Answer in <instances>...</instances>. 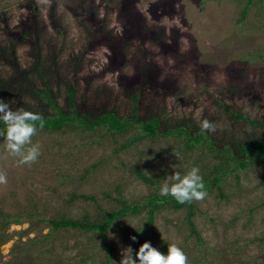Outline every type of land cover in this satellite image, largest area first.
Listing matches in <instances>:
<instances>
[{"label": "rangeland", "instance_id": "374dc122", "mask_svg": "<svg viewBox=\"0 0 264 264\" xmlns=\"http://www.w3.org/2000/svg\"><path fill=\"white\" fill-rule=\"evenodd\" d=\"M247 2L0 0V53L5 48L11 63L27 70L39 56L40 71L65 110L71 109L68 87L74 85L80 114L114 110L122 117L136 113V121L158 116L162 130L199 128L197 120L208 119L217 130L207 134L222 146L264 137V126L224 110L264 123V0H251L243 14ZM29 76L44 87V78L34 70ZM16 77L10 62L0 58V80L14 83L5 100L14 110H53L43 99L21 95ZM140 128L137 123L125 131L43 128L32 138L42 154L31 166L18 165L1 138L0 171L8 183L0 184V208L17 212L16 202L21 209L36 208L39 217L94 221L123 201L142 203L156 190L138 177L137 168L161 176L160 185L173 174V165L182 172L198 166L203 174L211 149H183V137L147 136L120 148L142 133ZM206 192L203 201H193L200 238L191 233L186 207L161 205L153 223L146 209L116 219L107 228L115 264H120L123 248L131 246L134 254L145 241L162 253L168 243H178L189 264H264V242L256 240L264 234V160L226 175L223 195L216 188ZM74 193L93 198L71 197ZM28 226L27 221L10 225L12 236L0 246V264H33L41 247L43 264H75L84 251H95L89 264H103L106 258L96 234L74 228L59 229L39 242L34 257H16L10 251L19 237L15 231ZM48 229L49 224L40 223L22 240Z\"/></svg>", "mask_w": 264, "mask_h": 264}, {"label": "trees", "instance_id": "16d2710c", "mask_svg": "<svg viewBox=\"0 0 264 264\" xmlns=\"http://www.w3.org/2000/svg\"><path fill=\"white\" fill-rule=\"evenodd\" d=\"M251 0H248L247 5L242 10V13L245 14L247 11L248 5H250ZM33 10L34 6L32 4ZM25 36H28V32H24ZM3 51L0 53V58L4 59L13 66L15 74H17V81L19 83L18 92L26 97L43 99L45 105L51 106L53 108L49 113L46 112L42 114L45 120L44 129L49 130H60L66 125H71L74 127L83 126L87 128H96L99 126H105L110 131H125L135 123L140 125L142 133L135 134L128 141L123 143L120 148L127 147L134 141L144 138V137H155L160 134L169 135L172 134L176 137H183L184 148L186 150L192 149L194 147H199L206 145L211 149L210 154L212 155L209 162L204 163V168L202 169L203 180L205 183V190H213L216 188L218 192L223 195L222 192V181L223 178L228 174L237 175L238 169H244L249 164L253 162H258L264 160V137L252 138L246 141L239 142H225L222 146L214 144V138L209 136L207 133L202 132L200 128H189L184 125H176L174 127L167 126L166 130L161 128V120L158 116H149L145 119H140L136 121L137 114L129 115L128 117L119 116L114 110H104L100 111L96 115L88 114L87 112L80 114L77 105L75 104V86L68 87V98L71 105V109L65 110L57 102L52 93L49 84V78L45 77V73L40 71L39 56L36 58V63L32 69L20 68L17 61L11 63L10 58L8 57V52ZM7 54H6V53ZM34 70L41 77L44 78V87L37 86L32 78L29 76L30 72ZM13 79V77H12ZM12 79L7 81L0 80V97L7 100L9 97V88L13 83ZM15 79V78H14ZM135 100H138L139 95L134 96ZM225 111H228L232 116L244 120L248 123H253L259 126H264L260 120L252 118L250 115L243 114L242 112L231 110L229 107L224 108ZM36 112V111H33ZM3 124L0 123V128H3ZM0 137V143H1ZM213 157V158H212ZM138 177L142 179L145 183L153 185L156 190L151 191L147 196L144 197L142 203H128L126 201L122 202V205L116 209L107 210L105 214L100 215L98 220H82L68 218L61 216L60 218H44L39 217V213L36 208L33 212L27 208H20L21 205L16 202L14 206L17 212H9L0 208V246L4 244L11 238V234L7 231L11 224H19L24 221L29 222L27 228L15 231L19 234L18 240L11 248V253L16 257H23L32 255L34 252L35 246L42 242L46 238H51L56 231L63 228H74L78 230H84L96 234L101 240V247L106 248L107 254L103 264H115L114 258L112 255L113 244L108 241L107 228L119 218L124 217L128 213H139L140 210L146 209L148 213V222L153 223L157 210L161 205H167L175 209L186 207L187 216L186 221L189 225L191 233L196 237L200 238V234L196 228V224L193 220L195 214L194 204L185 203L179 204L171 196H161L158 192L160 188L161 176H148L144 171L137 168L135 169ZM90 197L86 196L83 193L71 194V197ZM264 204V202H263ZM40 223H46L50 225V229L46 234L41 236H35L33 238H28L27 240H22L24 235H27L31 230L36 228ZM256 240H261L264 242V234L256 238ZM140 246V245H139ZM43 247L40 248L39 254L34 257L35 261L33 264H43L40 261L43 259L42 252ZM137 249L135 250V252ZM135 252L133 258L136 259ZM95 251H84L80 257V260L75 262V264H89V260L92 258ZM164 254H167L163 250ZM2 261V254L0 252V262ZM248 262H246L247 264ZM264 263V262H263Z\"/></svg>", "mask_w": 264, "mask_h": 264}, {"label": "clouds", "instance_id": "9594fccd", "mask_svg": "<svg viewBox=\"0 0 264 264\" xmlns=\"http://www.w3.org/2000/svg\"><path fill=\"white\" fill-rule=\"evenodd\" d=\"M0 137L4 140L6 152L17 158L18 165L31 166L37 162L41 153V145L33 143V137L42 131L45 120L41 113L25 110L23 108L13 109L10 102L0 99ZM198 126L202 132L214 133L217 130L216 124L208 119H198ZM177 159L179 153L174 152ZM174 172L167 176V179L159 188L161 196H171L179 204L203 201L207 196L205 183L198 166L182 172L178 165H173ZM8 183L7 174L0 171V184ZM136 240L135 236L131 237ZM122 259L120 264H189L188 257L178 243H168L167 254L162 253L150 242L142 243L135 252L133 258L131 246L121 251Z\"/></svg>", "mask_w": 264, "mask_h": 264}]
</instances>
